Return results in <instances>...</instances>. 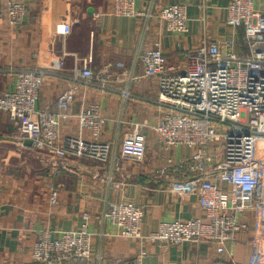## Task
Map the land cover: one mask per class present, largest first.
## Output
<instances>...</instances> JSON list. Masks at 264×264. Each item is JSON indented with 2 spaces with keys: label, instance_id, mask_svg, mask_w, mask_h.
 Masks as SVG:
<instances>
[{
  "label": "crops",
  "instance_id": "0c3cea01",
  "mask_svg": "<svg viewBox=\"0 0 264 264\" xmlns=\"http://www.w3.org/2000/svg\"><path fill=\"white\" fill-rule=\"evenodd\" d=\"M20 1L29 6L23 27L9 23L8 2L0 0V94L13 88L21 71L43 70L39 108L57 111L58 96L75 89L71 115L60 124V136L94 140L93 130L82 127L77 114L95 102L106 117L98 139L110 141L112 148L105 162L75 155L50 157L26 143L10 114L0 110V264H37L32 247L41 231L79 230L84 224L92 234L91 255L62 264L134 262L143 250L145 264H264V228L256 224L264 211L242 214L249 229L222 252L206 241L171 245L145 238L162 221L188 219L203 211L195 194L182 193L174 185L184 172L160 173L170 158L185 160L189 149L167 147L156 132L167 108L158 103V78L146 74L140 55L159 47L169 65L182 67L188 52L204 43L216 40L225 51L226 41L234 36L227 24L230 0H136L142 12L136 16L113 14V0ZM176 3L188 7L186 33L171 31L158 16L163 7ZM66 22L73 26L71 33L57 34L56 25ZM236 39V52L248 54L241 30ZM89 57L94 77L86 85L78 69ZM136 126L148 137L141 162L121 155L124 138ZM114 201L142 208L144 238L118 234L107 216Z\"/></svg>",
  "mask_w": 264,
  "mask_h": 264
},
{
  "label": "built area",
  "instance_id": "2783aa9c",
  "mask_svg": "<svg viewBox=\"0 0 264 264\" xmlns=\"http://www.w3.org/2000/svg\"><path fill=\"white\" fill-rule=\"evenodd\" d=\"M6 2L9 23L23 27L29 6L20 0ZM113 6L111 12L116 15L142 14L136 0H113ZM227 10V24L234 29V36L226 41L225 51L216 40L204 43L188 52L187 64L182 67L169 65L159 47L140 55L146 74L158 78V103L167 108L155 126L156 132L167 147L184 145L189 149L185 160L170 158L160 173L184 172L174 185L182 193L195 194L203 211L188 219L162 221L147 239L171 245L206 241L222 252L229 241L249 229L250 222L242 214L264 211V0H230ZM158 16L171 31H189L184 3L163 7ZM72 29L68 22L55 27L56 33L64 36ZM240 30L249 51L246 55L236 52ZM91 61V57L85 59L78 69L86 85L94 77ZM60 63L64 65V60ZM45 75L37 69L18 73L13 88L0 94V110L10 114L24 140H31L36 149L50 157L75 155L108 161L112 143L98 139L106 123L101 106L94 102L77 114L81 126L93 130L94 140L61 137L58 129L71 115L75 89L58 96L57 111L39 108ZM147 138L136 126L124 138L121 155L143 161ZM52 201L58 202L56 192ZM107 216L117 225L119 235L144 238L139 205L110 202ZM256 224L264 228V217H258ZM91 236L87 224L79 230L41 231L32 247V260L37 264L85 261L91 255ZM146 253L143 250L134 262L122 264H145L142 258Z\"/></svg>",
  "mask_w": 264,
  "mask_h": 264
},
{
  "label": "water",
  "instance_id": "95a60500",
  "mask_svg": "<svg viewBox=\"0 0 264 264\" xmlns=\"http://www.w3.org/2000/svg\"><path fill=\"white\" fill-rule=\"evenodd\" d=\"M26 143H28L29 145H32V141L29 139L26 140Z\"/></svg>",
  "mask_w": 264,
  "mask_h": 264
}]
</instances>
